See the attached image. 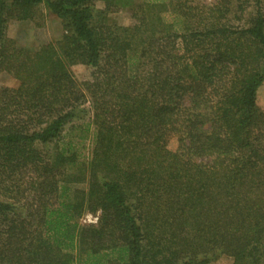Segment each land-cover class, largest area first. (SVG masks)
Listing matches in <instances>:
<instances>
[{
	"label": "trees",
	"instance_id": "16d2710c",
	"mask_svg": "<svg viewBox=\"0 0 264 264\" xmlns=\"http://www.w3.org/2000/svg\"><path fill=\"white\" fill-rule=\"evenodd\" d=\"M0 72V264L264 263V0H0Z\"/></svg>",
	"mask_w": 264,
	"mask_h": 264
},
{
	"label": "rangeland",
	"instance_id": "374dc122",
	"mask_svg": "<svg viewBox=\"0 0 264 264\" xmlns=\"http://www.w3.org/2000/svg\"><path fill=\"white\" fill-rule=\"evenodd\" d=\"M200 5L210 4L214 0H196ZM97 8L103 9L104 5L101 2L96 4ZM248 18V15L246 16ZM242 17L243 20H246ZM108 22L117 24L118 26H130L133 24L131 12L129 10H120L108 15ZM234 24L239 22L234 20ZM242 24V23H241ZM65 33L62 20L50 13L46 4H41L37 9L36 18L33 21H10L7 26V36L12 39L18 46L38 49L43 44L54 42L62 38ZM72 71L79 82L89 79L91 71L87 66L77 65L72 67ZM19 81L7 72H0V88L9 87L16 88ZM258 106L264 111V82L257 89ZM83 147V146H82ZM91 144L86 142V146L81 149V154L89 155ZM178 148V138L174 137L170 140L169 149L176 151ZM23 204V202H20ZM94 216L99 218V213H87L79 218L78 222L82 226L95 225L96 223H89L87 216ZM210 264H234L233 258L223 256ZM264 264V263H263Z\"/></svg>",
	"mask_w": 264,
	"mask_h": 264
},
{
	"label": "built area",
	"instance_id": "2783aa9c",
	"mask_svg": "<svg viewBox=\"0 0 264 264\" xmlns=\"http://www.w3.org/2000/svg\"><path fill=\"white\" fill-rule=\"evenodd\" d=\"M89 223H96L98 222V217H94L92 215L87 216Z\"/></svg>",
	"mask_w": 264,
	"mask_h": 264
}]
</instances>
